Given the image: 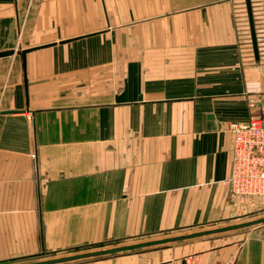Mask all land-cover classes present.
I'll return each instance as SVG.
<instances>
[{
	"label": "crops",
	"instance_id": "0c3cea01",
	"mask_svg": "<svg viewBox=\"0 0 264 264\" xmlns=\"http://www.w3.org/2000/svg\"><path fill=\"white\" fill-rule=\"evenodd\" d=\"M250 5L256 57L245 0H0V264H264V197L226 184Z\"/></svg>",
	"mask_w": 264,
	"mask_h": 264
},
{
	"label": "built area",
	"instance_id": "2783aa9c",
	"mask_svg": "<svg viewBox=\"0 0 264 264\" xmlns=\"http://www.w3.org/2000/svg\"><path fill=\"white\" fill-rule=\"evenodd\" d=\"M260 100L264 102V94ZM256 103L255 99L250 98L249 108L253 109ZM227 131L232 136L231 166L226 180L229 192L236 198L264 197V115L250 113L247 121H231ZM174 264L204 263L196 255H186Z\"/></svg>",
	"mask_w": 264,
	"mask_h": 264
},
{
	"label": "water",
	"instance_id": "95a60500",
	"mask_svg": "<svg viewBox=\"0 0 264 264\" xmlns=\"http://www.w3.org/2000/svg\"><path fill=\"white\" fill-rule=\"evenodd\" d=\"M245 3H246V10H247V16H248L253 52H254V55L256 57L257 56V44H256V37H255V31H254V24H253L252 12H251L250 0H245ZM30 50L31 49H22L20 51L24 75H25V64H26L25 63V56H26V53ZM13 53H14V50L0 51V57L9 56V55H12ZM24 89H25V96L27 98V86H26V78L25 77H24Z\"/></svg>",
	"mask_w": 264,
	"mask_h": 264
},
{
	"label": "trees",
	"instance_id": "16d2710c",
	"mask_svg": "<svg viewBox=\"0 0 264 264\" xmlns=\"http://www.w3.org/2000/svg\"><path fill=\"white\" fill-rule=\"evenodd\" d=\"M35 258H37V255L35 256Z\"/></svg>",
	"mask_w": 264,
	"mask_h": 264
},
{
	"label": "rangeland",
	"instance_id": "374dc122",
	"mask_svg": "<svg viewBox=\"0 0 264 264\" xmlns=\"http://www.w3.org/2000/svg\"><path fill=\"white\" fill-rule=\"evenodd\" d=\"M160 239V238H159Z\"/></svg>",
	"mask_w": 264,
	"mask_h": 264
}]
</instances>
